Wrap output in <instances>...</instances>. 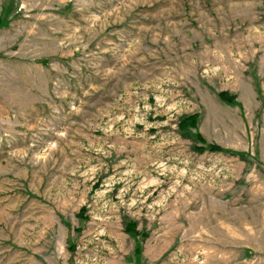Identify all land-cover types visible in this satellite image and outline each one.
Here are the masks:
<instances>
[{
	"label": "rangeland",
	"instance_id": "rangeland-1",
	"mask_svg": "<svg viewBox=\"0 0 264 264\" xmlns=\"http://www.w3.org/2000/svg\"><path fill=\"white\" fill-rule=\"evenodd\" d=\"M0 264H264V0H0Z\"/></svg>",
	"mask_w": 264,
	"mask_h": 264
},
{
	"label": "trees",
	"instance_id": "trees-1",
	"mask_svg": "<svg viewBox=\"0 0 264 264\" xmlns=\"http://www.w3.org/2000/svg\"><path fill=\"white\" fill-rule=\"evenodd\" d=\"M218 95H219V98H221L223 101H225L227 103H230V104H236L235 103L236 102L235 101L236 96L231 94L230 92H228V91H220ZM198 117H199V115L196 114V113L184 117L183 120L180 123L181 127L182 128H186L187 126H191V127L197 128V126H198ZM197 138L200 141H202L203 143H205V139L202 137L201 134L198 133ZM208 147H209L210 150H221V149H223L219 145H216V144H209ZM201 148H202V146H201ZM85 210H86V208L83 207L82 210H81L82 214L85 212ZM126 230L129 231V232L138 233L136 231V229H134L131 226V224H127Z\"/></svg>",
	"mask_w": 264,
	"mask_h": 264
}]
</instances>
